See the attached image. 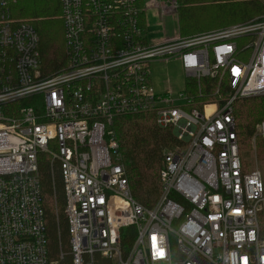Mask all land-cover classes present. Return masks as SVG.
I'll return each mask as SVG.
<instances>
[{"label": "built area", "instance_id": "1", "mask_svg": "<svg viewBox=\"0 0 264 264\" xmlns=\"http://www.w3.org/2000/svg\"><path fill=\"white\" fill-rule=\"evenodd\" d=\"M18 2L0 0V264H264V179L244 167L234 114L237 101L264 95V15L149 44L143 12L171 15L177 0H58L65 61L47 74ZM171 58L188 77L177 98L151 82L152 61ZM204 77L219 98L199 104ZM144 114L183 142L163 152L152 207L135 200L112 127ZM43 152L65 193L68 242L55 250Z\"/></svg>", "mask_w": 264, "mask_h": 264}, {"label": "trees", "instance_id": "2", "mask_svg": "<svg viewBox=\"0 0 264 264\" xmlns=\"http://www.w3.org/2000/svg\"><path fill=\"white\" fill-rule=\"evenodd\" d=\"M177 4L176 13L181 37H192L231 24L250 22L264 15V0H177ZM56 12L60 13L58 0H19L15 7V15L18 16L50 17ZM35 26L42 37L43 68L45 73L50 74L64 64L65 49L60 41L58 29L52 30L53 35H49L40 23ZM188 84L192 87V94L199 96L196 81H188ZM215 89V78H202V96L197 97V102L200 104L212 100ZM225 92L227 88L223 85L221 93L226 94ZM262 96L242 99L235 103L236 132L241 154L255 135L256 125L264 117L255 115L256 106L258 111L264 114V95ZM112 127L120 145L122 162L126 167L133 196L143 205L152 207L160 195L159 173L163 152L182 145L183 142L175 136L171 126L159 127L153 114L119 117L115 119ZM257 151L264 159V138L261 136L258 138ZM244 167L248 168L246 160ZM39 176L48 219L50 245L55 250L60 240H63L65 245L68 242V222L64 213L65 193L62 176L58 164L52 165L51 156L47 152L39 156ZM129 229L133 228L124 230Z\"/></svg>", "mask_w": 264, "mask_h": 264}, {"label": "rangeland", "instance_id": "3", "mask_svg": "<svg viewBox=\"0 0 264 264\" xmlns=\"http://www.w3.org/2000/svg\"><path fill=\"white\" fill-rule=\"evenodd\" d=\"M58 15L59 14L56 12L50 17H43V16L36 17L29 15L28 16L16 15V16L20 19L28 20L34 23L35 25L40 23L42 27H44L49 32V35H53L52 30L58 29L60 41L61 43H63L64 46L63 23L61 20H59ZM143 17H144V26L146 29L145 37L149 43L160 42L163 39L174 40L181 37V33L179 30L180 25H179V19L177 13H173L166 17L162 15L161 8L159 6L150 5L147 11L143 12ZM206 32H202L199 34H203ZM150 72H151L153 86L156 92L158 93H165L167 91H170L172 95L175 98H177L179 94L181 92H184L187 88L188 77L186 76L185 71L183 70L181 62L178 58H171L168 61L154 60L150 65ZM215 98H219V95L212 96V100ZM212 109H213L212 106L208 107V111ZM251 112L253 114V110H251ZM255 115L262 117L264 115L262 111H258L257 106L255 109ZM262 121H264V117ZM258 124L255 127L256 128L255 135L242 150V157L244 160L247 161L248 169L259 168L262 172L264 179V159L258 155V151H257V142H258V138L260 137L258 135ZM172 131L175 134V130L173 128ZM127 231H132V229H129ZM263 233H264V221H263Z\"/></svg>", "mask_w": 264, "mask_h": 264}, {"label": "crops", "instance_id": "4", "mask_svg": "<svg viewBox=\"0 0 264 264\" xmlns=\"http://www.w3.org/2000/svg\"><path fill=\"white\" fill-rule=\"evenodd\" d=\"M167 17V16H166ZM165 18V17H164ZM165 40H168V39H163V40H161L160 42H156V43H149V44H157V43H161V42H163V41H165ZM151 82H152V78H151ZM153 83V82H152Z\"/></svg>", "mask_w": 264, "mask_h": 264}, {"label": "bare ground", "instance_id": "5", "mask_svg": "<svg viewBox=\"0 0 264 264\" xmlns=\"http://www.w3.org/2000/svg\"><path fill=\"white\" fill-rule=\"evenodd\" d=\"M212 106V105H211ZM209 107V106H208ZM213 107V106H212ZM211 111V110H210Z\"/></svg>", "mask_w": 264, "mask_h": 264}]
</instances>
